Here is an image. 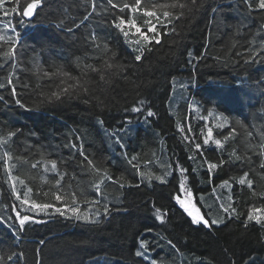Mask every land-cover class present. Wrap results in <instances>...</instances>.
<instances>
[{"label": "trees", "instance_id": "obj_1", "mask_svg": "<svg viewBox=\"0 0 264 264\" xmlns=\"http://www.w3.org/2000/svg\"><path fill=\"white\" fill-rule=\"evenodd\" d=\"M180 2L188 3L191 12L158 28L160 43L147 45L150 50L140 61L134 59L140 54L137 46L111 23L119 15L127 19L128 10L120 13L107 0H44L25 25L18 24L19 17L0 15V35H9L2 27L9 21L21 33L14 58L3 57L6 48H0V84L5 85L0 88V129L22 133L11 145L12 175L32 188L37 203L62 207L75 192L81 212L92 207L89 215L96 219V209L101 211L98 223L53 209L28 213L36 222L18 231L12 208L18 201L0 162V216L5 221L0 222V256L23 254L7 264H150V259L158 264H264V224L247 220L252 207L264 205V156L259 155L264 151V9L259 0ZM135 18L147 31L145 18ZM105 61L122 68L105 71L106 80H101L92 69L104 71ZM64 72L80 79L81 86L60 101L41 103V93L75 83ZM18 98L24 107L15 103ZM148 111L154 115L147 116ZM206 117L220 119L216 130L222 148L203 144ZM17 156L28 163L17 162ZM85 156L100 168V176ZM42 159H56L59 172L66 173L59 186L57 174L45 171L42 163L31 167ZM209 163L218 167L209 170ZM181 166L187 169L183 175ZM105 172L112 179L105 178L97 192L94 184ZM245 172L252 188L238 183ZM181 180L191 197L178 193ZM225 180L227 213L212 196ZM57 192L63 202L55 200ZM176 194L189 198L209 223H218H193L173 198ZM85 200L100 203L90 206ZM142 243L149 245V259L134 255Z\"/></svg>", "mask_w": 264, "mask_h": 264}, {"label": "snow or ice", "instance_id": "obj_2", "mask_svg": "<svg viewBox=\"0 0 264 264\" xmlns=\"http://www.w3.org/2000/svg\"><path fill=\"white\" fill-rule=\"evenodd\" d=\"M44 3V0H0V15L7 18L9 16H12L13 18L19 17L18 24L19 25H25V18L31 19L34 17V15L37 12L38 8H41ZM108 5L111 6V8H119L120 13H124L125 10H128L129 17L126 19L124 15H119L115 17L111 23L114 26L115 29H118L122 35L125 38H128V41L130 44H133L137 46V51L140 53L134 57L136 61H140L143 57V54L146 50H150L147 48V45L151 44L153 41L155 43H160V32L158 28H166L167 25L172 24L173 21L180 20L186 12H191V7H189L188 3L180 2V0H172V2H164L161 3L159 0H130V2H124L121 3H114L113 0H107ZM197 3V0H190V4L195 6ZM7 5V6H6ZM258 7L260 9H264V0H259ZM96 5L93 3L92 10L95 11ZM135 14H140L145 19L143 20V25L146 26L147 31L143 30L142 27L137 23V19L135 18ZM155 21V22H153ZM165 21L167 23H165ZM3 28L7 29L9 31V35L5 37L4 35H0V48H6V50L3 51V57L5 58H14L17 53V49L20 44V36L21 33L17 30L16 26L9 21L7 24H4L2 26ZM71 31V29H69ZM172 31H175V28H172ZM151 33L152 35H149ZM133 36L138 37L133 39ZM96 37L95 35L92 36V40L95 41ZM143 41V43H142ZM97 48L100 47L99 44L96 45ZM105 48H107V45H105ZM258 55V53H257ZM116 53L112 52L110 59L115 58ZM88 67H91L89 65ZM122 68L121 65L115 62H109L105 61L103 65L104 71H102L100 68H93L92 71L100 73V79L106 80L105 77V71L117 69L120 70ZM64 76L67 77L70 80H74L75 83H67V86L63 87L60 91H53L50 94L49 93H41V95L45 98L41 100L40 102H52L60 101L63 96L66 94L70 95V90L77 89L78 86H81L80 79L76 77L70 76L68 72H64ZM107 82V81H106ZM7 83L9 85L12 84L11 77L8 79ZM66 83L65 81H61V84ZM5 87L4 84H0V88ZM24 87H27V85H24ZM82 90L84 92H87V87H83ZM12 94L15 96L16 88L13 86L11 88ZM0 100H3V97H0ZM15 103L20 105L21 107H24V104L21 103V99H16ZM143 103V102H141ZM133 112H140V107H133ZM154 113L152 111L147 112V116L151 117ZM232 132H235V129H231ZM22 133H18L15 130H9L7 132H4L3 129H0V162L3 164V171L8 176V181L12 190V195L15 197V200L18 201L17 205H12L13 211H14V220L16 222V226L18 231H23L25 229V226L29 224L30 222H36L35 217L33 215H30L28 213H34V212H44L48 209H53L55 213H58L61 216H66L67 213H71L72 216L68 218H76V219H82L86 222L91 223H98L99 217L101 216V211L99 208L95 211V217L96 219H92V217L89 215V213L92 211V207H89L86 211L81 212V207L77 203L76 200V193H71V203H63L62 207H56L54 204L49 203H37L35 200L31 199L30 194L32 193V188L27 187L25 185V181L23 179H20L18 176L12 175L13 169L16 167V163H12L14 160L13 154H12V143H14L13 138L17 137L18 135H21ZM213 136L212 129L209 128L207 132V137L203 140L204 145L209 144V139ZM225 140L228 139L227 136L224 137ZM215 145L220 146L221 140L216 139L214 141ZM72 147H76L75 144L72 145ZM202 145L200 143L195 144L196 149H201ZM261 147H264V145H261ZM235 156L236 160L242 159L241 156L236 155L235 152L232 154ZM259 155L264 156V151L260 152ZM247 158V157H245ZM17 162L21 163H28L26 159L21 160L19 156L16 158ZM84 159L87 161V165L91 166V171L95 173L97 176H100L101 170L99 167H96L93 165V161L91 159H88L87 156L84 157ZM38 163L43 164V168L45 171L56 173L59 177L55 180V184L59 186L61 184V181L64 180V176L66 173H60L58 170V163L56 159H47V160H40L36 163H32L31 167L36 168ZM220 163H224L223 160L220 161ZM218 164L216 163H209L208 168L209 170L217 168ZM261 168H264V162H261L260 164ZM180 174L183 175L185 172H187V169H184L182 166L179 168ZM111 180L112 177L109 176L106 172L103 174V176L100 178V182L94 184L95 190L97 192H100V185L103 184L104 179ZM186 178V177H185ZM156 179L160 180L162 183H166L165 177H156ZM225 185L228 184V181H223ZM238 183L240 185L247 184L248 188L253 187V181L251 179H248V173L245 172L243 176L239 178ZM18 185L20 187L26 188V190L23 192V196H21V192L18 190ZM178 193H187V197H191L192 193L187 190L185 187L184 181L181 180L178 187ZM255 195V193H253ZM261 196H264V193H260ZM187 197L182 198L180 194H176L173 198L177 201L178 204H180L184 211L187 213L189 217H191V221L195 224H202L206 225L208 227H212L213 225L217 224L218 221L212 220L211 223H209V220L205 218L203 214H201L200 208H198L190 199ZM231 199V198H230ZM55 200L58 202H63L64 197L57 192L55 194ZM85 203L89 204L90 206L99 205V200H85ZM225 213L229 211L228 208H224ZM236 210L235 208L232 209V212L234 213ZM109 213V206L108 204L103 205V214ZM157 216L159 219L163 220L164 216L161 214V210L159 208L156 209ZM8 220H13L12 216H9L7 218ZM247 220L249 222H255L258 224H264V205L260 207H252L251 210L247 214ZM0 222H5L4 217L0 216ZM172 242L169 241V244ZM149 250V245L147 243H142L138 250L134 253L136 257H140L142 259H149L147 253ZM22 253H10L7 258L5 259L4 256H0V264H7L9 261H13L14 258L16 260L19 259L20 256H22ZM150 264H158V261L156 259H150Z\"/></svg>", "mask_w": 264, "mask_h": 264}, {"label": "rangeland", "instance_id": "obj_3", "mask_svg": "<svg viewBox=\"0 0 264 264\" xmlns=\"http://www.w3.org/2000/svg\"><path fill=\"white\" fill-rule=\"evenodd\" d=\"M193 109H195V110H197V107L196 106H194V108ZM197 111H195V113H196ZM196 116V118H200V115L198 114V115H195ZM203 120H204V122H205V129H204V131H203V136H204V138H203V140L207 137V132H208V129L209 128H211L212 129V132H213V136L209 139V144L208 145H206L208 148H215V149H217V148H222V146L220 145V146H217V145H215V143H214V141L216 140V139H220V137H221V135L219 134V132L216 130V128L218 127V121L220 120L219 118H215V117H206V118H203ZM214 127H215V129H214ZM217 131V132H216ZM216 133V134H215ZM192 135V134H191ZM225 188H227V193L229 192V188H228V186L227 185H224L223 186V188L222 189H218V188H214V190L212 191V193H213V195L212 196H215L216 197V199L218 200V203H220V206L224 209L225 208V206H224V204H223V202H222V196H229V195H224L223 194V192H222V190H225ZM18 190L19 191H21L22 190V187H20L19 185H18ZM21 196H23V194H21ZM185 196H187V194L185 195ZM184 198V197H183ZM189 199V198H188ZM227 201H230V199L228 200L227 199Z\"/></svg>", "mask_w": 264, "mask_h": 264}, {"label": "bare ground", "instance_id": "obj_4", "mask_svg": "<svg viewBox=\"0 0 264 264\" xmlns=\"http://www.w3.org/2000/svg\"><path fill=\"white\" fill-rule=\"evenodd\" d=\"M45 197V196H44Z\"/></svg>", "mask_w": 264, "mask_h": 264}]
</instances>
